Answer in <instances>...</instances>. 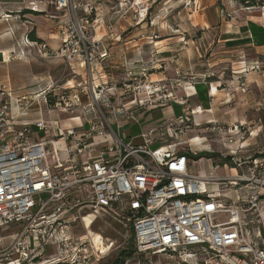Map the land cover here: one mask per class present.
Instances as JSON below:
<instances>
[{
  "label": "built area",
  "instance_id": "built-area-1",
  "mask_svg": "<svg viewBox=\"0 0 264 264\" xmlns=\"http://www.w3.org/2000/svg\"><path fill=\"white\" fill-rule=\"evenodd\" d=\"M36 1L69 16L58 25V49L38 43L46 58L63 59L68 77L18 96L0 82V264L99 263L114 243L105 240L109 251L103 253L89 236L90 228L107 215L124 227L119 231L123 243L133 241L134 255L125 264H147L154 253L177 255L190 264H264V157H241L245 142L232 147L236 142L229 136L239 126L206 121L207 130L221 133L229 143H224L222 158L232 163L223 164L232 172L223 176L191 172L197 152L170 140L202 124L196 122L194 108L173 116L168 127L141 131L127 141L121 130L129 120L140 122L147 107L188 103L192 94L187 86L178 99L166 80L149 79L145 65L127 66L123 81L113 79L104 65L112 57L111 47L97 38L89 15L79 16L82 5L76 0ZM148 9L141 6L136 24L144 22ZM31 10L48 13L38 4ZM109 35L116 39L113 32ZM24 43L32 42L25 37ZM120 95L125 101L116 105ZM41 100L48 114L61 109L71 115L46 120L40 108L36 119L18 120ZM34 129L44 135L35 140ZM80 186L89 190L88 199L72 194ZM229 192L235 195L230 202ZM76 222L84 233L73 230ZM12 223L20 228L7 233ZM48 249L56 254L47 256Z\"/></svg>",
  "mask_w": 264,
  "mask_h": 264
},
{
  "label": "rangeland",
  "instance_id": "rangeland-1",
  "mask_svg": "<svg viewBox=\"0 0 264 264\" xmlns=\"http://www.w3.org/2000/svg\"><path fill=\"white\" fill-rule=\"evenodd\" d=\"M76 1L82 5V6L77 7L79 16L89 15L92 19L91 25H95L96 31L105 30V31H109L110 33L113 32L114 37H116V39L113 42H118L119 44L124 43V35L123 34L120 35L117 32L116 30L117 24L120 22V20H122V17L125 16L126 14H128L129 16H133V17L135 15H138L140 13L141 6L145 8L149 7L144 23H147L150 26L152 23H156L155 22L156 14H159L161 11H162V14L171 16L170 19H166L163 22L156 23L155 24L157 26L156 31H160L161 29L165 31H170L173 34H177V33L181 34L185 32L184 29L186 30V27L191 26L190 33L189 34L185 33V36H188V39L191 42L190 45H193L192 40H194L195 42L194 46H195V50L197 54H191L190 58H188V56H183L182 58L178 60L180 61V63L182 62L185 63L186 61L193 62L198 67H202V64H207L208 67H210L209 66L210 64L217 63L219 59H224L226 63H230V67L227 64H223L222 66L218 65V66L213 67L212 72L206 73V74H209V76H203L201 80L203 82H208L209 85L211 82L213 83L212 85L209 86L211 99H213L212 98L213 96L211 95L212 93L211 88L213 89L216 88L213 91L215 95L218 93V90L219 91L221 90L222 91L221 93L230 94L231 97L229 96L230 100L228 104H233V107H238V108L245 107L243 108V111L241 113L247 115V120L237 119V121L231 122V123H228L221 119L216 120L221 126H224V127H232L236 125L239 126V129L236 134L230 135V136L225 135V136H229V138H232L234 142H236V144L232 143V147L233 148L238 147L241 144V142H245V145H248L250 143L252 146H247L246 148H244L243 151L245 155L243 157L245 158V157L251 156L253 159L258 156L264 157L263 156L264 154V47L259 48L261 49L260 52L262 54L259 58H256V59L254 58V61L252 63H245V62H249L248 61L249 55L246 56L245 53H243V51H241L242 54H239V55L238 53L234 54L232 52L227 53V54L222 53L221 55L214 53V50L224 47L223 42L219 41L220 39H219L218 32H217L218 29L216 28L220 25L219 23L220 18H218L219 17L218 15H222L221 19L222 18L223 19L225 18V20L231 19L234 14L233 10L236 9V6L233 0H231L233 4L229 3L227 0H215L216 1L215 4L213 6H210L206 10L208 18H210V21L208 23L209 27H207L206 22L204 23L203 21H200L199 13L202 14L204 12L203 8H201L204 5L200 3L199 1L195 2L193 0H183L184 2L182 3L184 4H179L176 6L168 7L167 9H164L163 7H158V5H156L157 2L153 0H120V1L98 0L97 2L95 1L93 2V6H90L88 4V0H76ZM244 1H248V0H239V3H242V6L246 8V11L248 12L247 15L252 16L253 19H255L256 21L260 23H264L262 19V17L264 16V7L263 6L247 7L245 6ZM257 1H264V0H257ZM29 5H31V2L29 3ZM252 8H255V9H252ZM197 9L199 10V13L198 12L195 13V10ZM123 10H125L126 12L125 15H124V12L122 14L117 13ZM11 11L12 10L10 11L7 10L5 13L3 11H0V14L2 15L1 18H5L6 19L5 21L9 22L10 17L7 18L5 14H10L12 16V14H17L19 12L18 11L17 13H14ZM56 12H58V14H62L60 11H57L53 5L48 6V13L45 14L46 15L45 18L52 19V20L56 19L55 20L56 23L53 26L59 29L58 27L59 23L63 20L69 21V16L66 15V17H64V15H61L60 17H58L59 15L57 16ZM192 12L195 13L194 22L188 20L185 17H182L184 14H187V13L192 14ZM24 13H27V12H24ZM34 13H39V12H34ZM116 14L121 15V16L115 22L113 20V17L111 16H114ZM20 16H22L21 13H20ZM179 17H182V18H179ZM22 18H24V16H22L21 19ZM95 19L96 21L94 22ZM133 22H134V18H133ZM90 27L91 28H88V29L92 30V26ZM148 29L149 27L146 26V30ZM208 31L210 32V34L207 33ZM158 34L159 33L154 32V35H158ZM259 41H262V43L259 46L261 45L264 46V40L261 39ZM183 42L185 45H188V40L184 39ZM120 52L124 53L122 54L123 56L122 58L125 59L124 60L125 63L123 66L125 70L127 66L132 67V68H137L138 64L145 63L143 61L142 63L137 62V61L135 63V61L128 60L127 57H125L127 56L125 54L126 49H125V52H123L121 48ZM113 56H114V53L112 54L111 58H113ZM158 60H160V58H157L156 55L154 58L152 59L150 58L149 60H147V62L145 63V66L148 67L149 69L147 74H150L153 71L151 67H155L156 64H158V62L159 64L161 63ZM9 61H10V58H9ZM34 63H35L36 68H38L36 71L39 72V71L45 70L48 67L54 70L56 65L58 66L60 62H56L55 64L53 62H50V59L47 58V60L41 59V60L35 61ZM233 65H236V67H233ZM61 67L65 69V73H66L65 76L68 77L67 75L68 70L65 68V64L63 61L61 62ZM179 67L180 65H178V68ZM10 70H11V67L0 65V77H3L4 75L6 76L7 72ZM124 73L123 74L121 73L120 75L118 74L111 75L110 73L109 74H110V77L121 82L123 81L122 79L125 76ZM174 73H175V77L168 76L167 78H165L166 82H168L169 84L168 91L170 92L173 91L174 95L177 96L178 99H180L185 96V91L183 87L187 86L188 93L190 95L193 94L194 88L196 84L198 83L196 78H198L197 76L199 77H202V76L198 75L197 73H194V76L190 77L189 79V76L183 74V72L180 70ZM66 77H64V79ZM14 78H16L15 79L16 81L17 76H14ZM151 79L157 80V77L153 76ZM163 82L164 81L162 79L161 83L163 84ZM186 82H193L194 85L192 84L188 85V83ZM242 84L244 85L242 86ZM14 90L15 89H12L15 96L26 94V93H22V94L16 93L18 91H14ZM33 92L34 91L31 90L29 93H33ZM238 92L243 94V99H240V97L236 96ZM200 94H201L200 102L202 104L207 103L208 98L205 92L201 90ZM246 95H250V96L248 98H245ZM191 97L189 98L188 103L187 102L180 103L178 100L177 101L173 100L169 102L168 104H162L155 108L147 107L142 118H140V122L139 121L133 122L132 120H129L128 123L125 124L123 130H121V132L124 133L123 136L125 138L128 137L127 141H129L132 136L138 135L141 131H146L147 129H150L153 127L160 128V129L163 127H168L170 119L173 116L182 117L187 113L188 109L191 111L192 108L194 109H197L198 107L201 108V106L199 105L200 102L197 103V102L190 101ZM121 101H125V99H123V96L120 95L116 99V105L120 104ZM40 102H41L40 105H38V103H35L36 105H34L28 110L29 116L25 117L26 119L18 118V120L32 121L36 119L39 115L37 112H39L40 108L43 109L44 111L43 117L46 120H51V117L56 118L57 115L61 119H64L65 117H68L71 115L70 112L63 111L61 109L58 110L59 113L56 115L54 113L48 114L47 105L45 106V103L42 100ZM242 103H244V106H242ZM14 109H15L14 111L17 113L18 108L14 107ZM245 109L247 110L245 111ZM234 112L235 111H232V113ZM210 119H213V117L209 115V113H206V111L201 114H196L195 116L196 122L198 121L199 123H202V124L199 127H194L187 134L174 135L170 137V140L177 141L178 143H180L179 147L184 148L186 150L190 146H192L193 150L197 152V154L194 156L195 161H193L191 165V169H190L191 172L202 173L207 176L229 175L231 174L232 171H230L228 167L227 168L224 167L223 164L227 163L228 166L230 167L232 163L222 158L223 157L222 153L225 154L227 152V148L225 147L224 143H226V145H228L229 143L221 139V133L210 132L209 130H207L206 121ZM258 126H259V131H258ZM34 130L35 132H32V135L35 140L39 139L41 136L44 135V132H39L36 129ZM254 132L256 133L255 135L252 134ZM253 136H256V137L253 138ZM197 137H200L201 141L191 142L192 139L197 138ZM256 140H258L257 141L258 143L254 144ZM136 141L141 142V140L139 139ZM253 147L255 149L251 150L253 149ZM48 150L49 151L52 150L51 146H48ZM258 150H261V152H257ZM201 155H204V157L196 160L195 157H198ZM248 161H251V160H248ZM217 165H219L220 168L215 170V167ZM79 188H81L80 193L78 191ZM76 193H77V196L80 197L82 200L88 199L87 195H90L89 190L85 186L77 187V192L75 188L72 189V194L74 195ZM227 196L229 198L227 201L230 202L231 199L234 198L235 195L234 193L229 192ZM39 199H40V196L35 197L36 202ZM37 209H38V205L35 206L32 209V211L35 212L37 211ZM222 218H224V216H222ZM19 228L20 227L18 225H16L15 223H12L9 227L6 228L5 231L9 233V232L18 230ZM73 230H75L76 234H81L85 232L83 226L80 225L79 222L73 223ZM91 231L99 232L100 234H102V236L105 238L106 241L108 242L112 241L114 243L113 249L110 251V254L105 259H102L99 262V264H110L123 249L128 248L131 245H133L132 240H128L126 244L123 243L124 239L121 233H119V231H125V229L119 222L115 221L110 215L99 217L96 220V222L92 225ZM55 254H56L55 251L54 250L52 251L51 249H48L46 253L47 256L55 255ZM142 259L145 260L144 258ZM146 261H147V264H190L189 262L179 259L177 255L171 257L168 253L149 254L148 258H146Z\"/></svg>",
  "mask_w": 264,
  "mask_h": 264
},
{
  "label": "crops",
  "instance_id": "crops-1",
  "mask_svg": "<svg viewBox=\"0 0 264 264\" xmlns=\"http://www.w3.org/2000/svg\"><path fill=\"white\" fill-rule=\"evenodd\" d=\"M153 1L157 2L156 5H158V7H163L164 9L179 4H184L182 3L184 2L183 0ZM193 1H199L204 5L203 7H201L204 10L202 14L199 13L198 9L195 10V13L198 12L200 21H203L204 23L206 22L207 27H209L208 23L210 21V18H208L206 10L210 6H213L216 1ZM227 1L233 4L231 0ZM233 1L236 9L233 10L234 14L231 19H221L222 15H218V18H220V25L216 28L218 29L217 32L220 39L219 41L223 42L224 47L214 50V53L221 55L222 53L227 54L232 52L234 54L238 53L239 55L242 54L241 51H243L246 56L249 55V62L245 63H252L254 61V58H259L262 54L260 52L261 49L259 48H263L264 46H259L262 43V41L259 40H264V23H260L253 19L252 16L247 15L248 12L246 11V8L242 6V3H239V0ZM30 2L31 5H29ZM35 4H38L40 9L42 10L48 8L46 7L45 3L41 1L37 2L36 0H0V11H3L4 13L7 10H12L11 12L14 13H17L19 11V14H12L9 22H6L5 18H1L2 15L0 14V65L11 67V70L7 72L6 76L4 75L3 77H0V82L7 83L11 89H15L14 91H18L16 93L21 94L29 93L31 90H40L50 80L62 81L64 77H66L65 69L61 67V62L63 61L61 57L50 59V62H53L55 64L56 62H60V66L56 65L54 70L48 67L45 70L39 72L36 71L38 68H36L34 62L41 59L47 60L45 55H43V51H41L42 49L39 47L38 43H45L50 51H54L60 47V40L58 38L59 29L53 26L56 23V19H46L45 14L34 13L31 9ZM23 9H27L28 12L23 14ZM20 13L22 16H24V18L21 19L22 16H20ZM117 13L122 14L123 11H119ZM195 13H187L184 14L186 16L183 15L182 17H185L188 20L194 22ZM56 15H59L58 17H60L62 14H58V12H56ZM120 16L121 15L116 14L111 17H113V20L116 22ZM170 17L171 16L162 14L161 11L159 14H156L155 22H163L166 19H170ZM133 18V16H129L128 14H126L122 17V20H120V22L116 26L117 32L120 35H124V43L119 44L118 42H113V36H110L108 31H97V38L103 39L106 43H108L111 47L112 54L114 53L113 58H110L106 62H104L106 70L111 75H120L125 71L123 67L125 59L122 58V54L124 53L120 52L121 48L123 52H125L126 49L125 54L127 56L125 57H127L128 60L135 61V63L136 61L141 63L143 61L146 63L147 60H149L150 58H154L156 55L157 58H160V60L158 61H160L161 63L159 64L158 62L155 67H151L153 71L149 74V79H151L153 76H156L157 80H165V78H167L168 76L175 77L174 72L178 70L182 71L183 74L188 75L189 79L190 77L194 76V73H197L202 77L197 76L198 78L196 79L198 83L194 88V93L192 94L193 96L191 97L190 101L199 103L201 98L200 92L202 90L203 92H205L208 98V102L203 103L204 105L200 102L199 105L203 107V109L206 110V113H209V115H211L213 119H221L228 123L235 122L237 121V119L247 120V115L241 113L243 111V108L245 107H233V104H228L231 97L230 94L221 93L222 91L218 90V93L215 95L213 92V88H211V95L213 96V99H211L209 86L213 83L211 82L209 85L208 82H203L201 80L203 76H209V74L206 73L212 72L213 67L218 65L222 66L223 64H227L230 67V63H226L224 59H219L217 63L210 64V67H208L207 64H202V67H198L193 62L186 61L185 63H180V61L178 60L183 56H188V58H190L191 54H197L194 46V40H192L193 45H190L191 42L189 41L188 36H185V33H190L191 26L186 27V30L184 29V33H181L180 31L181 34H173L170 31L161 29L160 31H156V23H152L151 26L144 22L134 24ZM262 19L264 21V16L262 17ZM146 26L149 27L148 30H146ZM32 30H35L36 36L38 39H40V41L32 40V38L30 37V33ZM154 32H157L159 34L154 35ZM207 33L210 34L209 31ZM25 37H28L32 43L28 45L25 44ZM184 39L188 40V45L184 44ZM36 42L37 44H35ZM145 63L138 64L137 66L145 65ZM178 65H180L179 68ZM233 67H236V65H233ZM14 76H17L16 81V78H14ZM237 94L236 96L240 97V99H243V94L239 92ZM249 96L250 95H246L245 98H248ZM242 106H244V103H242ZM246 110L247 109H245V111ZM232 111L235 112L232 113ZM252 134L255 135L256 133L254 132ZM254 137L256 136H253V138ZM257 141L258 140H256L254 144H257ZM246 146L252 145L249 143ZM254 149L255 148L253 147V149L251 150ZM257 152H261V150H258ZM244 155L245 153L244 151H242L240 156L243 157ZM92 264L99 263L93 262Z\"/></svg>",
  "mask_w": 264,
  "mask_h": 264
},
{
  "label": "trees",
  "instance_id": "trees-1",
  "mask_svg": "<svg viewBox=\"0 0 264 264\" xmlns=\"http://www.w3.org/2000/svg\"><path fill=\"white\" fill-rule=\"evenodd\" d=\"M245 6L247 7H258V6H263L264 7V1H257V0H248V1H244ZM28 12L27 9H23V12ZM30 37L32 38V40H36V41H40V39L37 38L35 30H32L30 33ZM264 156V154H263ZM204 157V155L195 157L196 160L200 159ZM135 252V248L134 245H131L128 248L123 249L118 256L110 263V264H125V260L127 258H130L134 255Z\"/></svg>",
  "mask_w": 264,
  "mask_h": 264
},
{
  "label": "bare ground",
  "instance_id": "bare-ground-1",
  "mask_svg": "<svg viewBox=\"0 0 264 264\" xmlns=\"http://www.w3.org/2000/svg\"><path fill=\"white\" fill-rule=\"evenodd\" d=\"M216 89V88H215ZM213 89V91L215 90ZM14 107H17L16 105ZM15 110V109H14ZM206 110H204L202 107L200 109H196L195 110V116L196 114H201V113H204ZM198 122V121H197ZM198 142V141H201V138L200 137H197V138H194L191 140V142ZM205 173V172H204ZM90 237H92L93 239V242L96 244V246L103 252H107L109 251V248L106 246L105 244V238L102 236V234H100L99 232H93L91 231V228H90ZM113 247V246H112Z\"/></svg>",
  "mask_w": 264,
  "mask_h": 264
}]
</instances>
